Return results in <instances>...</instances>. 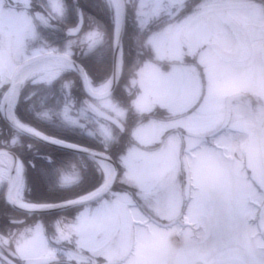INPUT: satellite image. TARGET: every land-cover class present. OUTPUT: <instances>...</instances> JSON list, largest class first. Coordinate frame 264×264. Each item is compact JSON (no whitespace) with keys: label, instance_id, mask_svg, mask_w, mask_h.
<instances>
[{"label":"flooded vegetation","instance_id":"af4514ba","mask_svg":"<svg viewBox=\"0 0 264 264\" xmlns=\"http://www.w3.org/2000/svg\"><path fill=\"white\" fill-rule=\"evenodd\" d=\"M56 2L61 10L59 15L52 8ZM124 2L125 31L139 35V45L133 34L130 44L137 48L134 54L136 63L128 72L122 96L110 102L123 108L124 132L130 141H134L131 134L136 123L150 120L159 126L156 154L165 146L167 137L172 139L170 151L173 148V158L167 161L158 157L157 162L153 160L150 165L153 171L166 166L171 170L169 181L175 195L170 198V203L161 205H170L171 208L154 211L143 203V195L150 194L140 193L134 204L120 211L125 218L121 219L118 229L116 225L120 219L117 218V224L112 225L114 214L107 207L101 225L94 213L89 227L73 230V223L82 221L81 213L77 214L80 209L23 213L6 202L5 189L3 209H0V264H174L182 259L186 264H264V165L261 151V132H264V0ZM65 10L64 0H0V151L15 154L17 167H22L21 162L12 149L23 135L5 119L10 105L9 102L6 105L7 96L25 62L50 53L68 55L61 52L60 47L73 40V30L81 18L84 27L85 18L79 10L77 22L74 18L70 23L66 21ZM132 16L138 22L139 32ZM34 27L39 35H35ZM153 42H160V46ZM154 71L158 77L151 75ZM170 74L174 90L171 102L169 97L159 96L165 94L162 79ZM35 79L37 77L27 80L36 84ZM137 99L139 103L135 107ZM101 101L96 105L100 106ZM146 105L152 109H144ZM236 139L241 143L238 144ZM141 149L146 152L152 147ZM209 149L226 152L224 156L228 162L252 187L244 213L238 214L239 225L235 227L239 235L236 234V248L231 251L226 250L217 237L210 240L209 227L205 230L202 222L191 217L195 212H203V218L209 217L208 186L204 182L208 179L205 172L209 163L203 160L204 154L209 155ZM201 152L204 154L198 157ZM144 168L146 166L140 164L135 167L136 170ZM144 178L146 183L141 181L138 186L145 187L157 180V176L153 180ZM123 182L118 183L117 177L113 188L122 184V189H126L129 180ZM155 186L156 196L159 192L169 191L167 184ZM108 204L112 206V202ZM154 231L173 234L170 242L176 248L172 249L174 257H162V248L168 247L162 241L154 244L148 241L149 246H141L144 232L152 234ZM176 234L185 237V241ZM24 239L29 243L26 254L31 257L19 255ZM199 245L202 256L194 258L192 254L199 251ZM143 252H147L148 257L143 256Z\"/></svg>","mask_w":264,"mask_h":264},{"label":"trees","instance_id":"16d2710c","mask_svg":"<svg viewBox=\"0 0 264 264\" xmlns=\"http://www.w3.org/2000/svg\"><path fill=\"white\" fill-rule=\"evenodd\" d=\"M64 4L65 18L70 23L74 18V22H77L79 10L83 12L85 26L81 36L93 28L102 34V41L92 50L77 45L71 46L69 43L60 47L61 52L73 56L83 66L91 87L98 88L107 81L112 72V48L116 25L114 6L110 0H64ZM131 36L133 34L128 31L123 35L122 72L111 96L115 101L122 96L128 72L131 68L133 70L136 63L134 54L137 48L131 47ZM80 37L73 38L75 44ZM80 110L88 117L79 118ZM110 113L115 115L113 112ZM15 114L21 123L52 138L110 155L117 167L120 166V156L129 146L130 140L126 133L121 134L89 109L81 80L73 72L63 74L51 85L32 84L26 80L21 87ZM92 118L96 119V123ZM98 122L109 125L117 132V143L109 145L108 141L97 133ZM12 150L17 152L22 166L24 186L22 199L25 202L66 203L90 195L105 182L101 166L89 157L23 136H20V141ZM3 192L1 187L0 209H3ZM83 207L85 205L73 209Z\"/></svg>","mask_w":264,"mask_h":264},{"label":"rangeland","instance_id":"374dc122","mask_svg":"<svg viewBox=\"0 0 264 264\" xmlns=\"http://www.w3.org/2000/svg\"><path fill=\"white\" fill-rule=\"evenodd\" d=\"M52 8L56 12V14L58 15L60 14L61 10L57 2L56 4L52 5ZM115 8H116L115 30H117L118 20H119L118 18L119 11H118L116 4H115ZM132 19L134 20L136 27H137V24H138L137 20L134 18V16H132ZM34 29L37 32V34L35 35H39L37 27H34ZM137 30H138L137 32H139V25L137 27ZM133 34L136 36V39L139 45V35H137L136 33H133ZM101 41H102V34L97 29L93 28L92 31L88 30L85 34H83L79 38V41L76 44H75V41H71L70 44L71 46L77 45L80 48L85 47L86 50H92ZM153 43L155 45L160 46V42H153ZM154 48L155 50H157L156 49L157 47L154 46ZM137 60H138L137 64H139V59ZM43 74L44 73L42 72L33 73L31 75H28L26 79H30L31 77H37V79H35V82L37 83L40 82L42 84H50V82H45L41 80L40 78H38V76L42 77ZM60 74H63V73H60ZM151 75L153 77L155 75L156 77L159 76V74L155 71L152 72ZM171 77L172 75L170 74L166 78L162 79L161 86H162V91H164L165 94H163L164 96L159 95L160 97H169L170 99V100L168 99L169 102H171V97L173 96V91H174ZM161 78L162 76L160 74V79ZM138 82H140V79ZM101 87H103V85ZM159 88L161 87H158V89ZM110 101H113L111 97L108 98L107 100L105 99L101 101L99 104L100 105L99 107L105 110H109L110 112H113L117 117H119L120 120H122V118L124 117L123 108L117 105L116 102H110ZM138 103H139V100L137 99L134 102V106L138 107ZM144 109L151 110L152 106L146 105ZM137 114L138 116H140L141 115L140 111H137ZM78 117L83 119V118H87L88 115L84 111L80 110V114ZM92 119L96 123V119L95 118H92ZM135 126L136 127L134 130V133L132 132L131 134L132 135L131 139L133 138L132 140L134 141L129 142V146L126 147L124 153L122 154V156H120L119 158L120 166H118V176H117L118 183H124L123 181L125 179H128L129 184L124 187L126 189H122V184H117V186H115L116 188H113L114 190H111L109 192L108 197L106 199L103 198L102 200L96 202V204L94 203L92 205L90 204L85 205V207L78 210L77 214L79 215V213H81L80 216L82 217V221L74 222L73 223L74 228H72L73 230L76 228H80L83 230L85 227H89L91 225V219H90L91 214H94V213L96 214L95 215L96 218H98V224L101 225L102 222L105 221V215H106L105 211L107 210V207H109V209H111L110 211H113V214H114V217H113L114 223H112V225L115 226L117 224L116 219L117 218L120 219L119 223L116 225L117 227L116 229H118L121 224V219L125 218V216H122L120 214V211L122 209H125V207H128L131 204H134V201L137 199L136 196L138 197L141 196L140 193L144 194L148 192L150 194L149 196L145 194L143 195L145 196V198L142 197L143 203L148 208L154 211H158V210L163 211V208H166V207L168 209L171 208L170 205H167L166 207L161 206V205L170 203V198H172L175 195L174 189L172 188L171 183L169 181L170 175H171V170L168 168L169 166H166L163 168H157V171L156 170L153 171L154 168H150V167L152 166L151 164L153 160L157 162L158 157H161L167 161H170V159L173 158V155L171 156V152L173 151V148L170 151V143L172 142V139L170 137H167V140H166L167 142L165 146H163L160 153L156 154L155 144L159 139L158 138L159 136H157V134H159V132H157V128H159V126L153 120L145 121L142 123L137 122ZM96 131L105 140L108 141L109 145H113L118 142L117 132L114 131L113 128L110 127L109 125L98 122V127H96ZM240 138L242 137L240 136ZM236 140L238 144L241 143V140L240 141H238L239 139H236ZM14 142L15 140H12V143ZM144 147L146 148L152 147V150H149L151 152L149 151L145 152L143 149H141ZM203 154L204 153L201 152L200 155H197V156L200 157ZM225 154L226 152L221 153L219 151H214L212 149H209V155L204 154L203 160L209 163L208 171L205 172L208 179L204 178L206 179L204 180V182H206L208 186L207 196H208V201H209L210 213H209V217L207 218L201 217L203 215V212L201 213L195 212L193 213L191 217L193 218V220L196 219L202 222L204 224L205 230H207V228L209 227L210 240H214L217 237V240H220L224 243V245L226 246L225 249L231 251L236 248L235 241H236L237 235H239L236 233V227H235L239 225L238 223L239 215L238 214L241 211H243L244 213V210L246 209V199H247V196L252 192V187L247 182L245 177L238 175V171L235 169V166H232L228 162V158L224 156ZM240 155L242 156L243 153H240ZM145 160L151 161L150 164L144 163ZM139 164L140 166H146V168L142 170H136L135 167H138ZM102 170L106 178L107 173L103 167H102ZM142 173H145L144 177H147V179H149L148 177H150L151 180H153V178L157 176V180L147 183L145 187L143 186L142 188V185L138 186L140 182L142 181V183L143 182L146 183L147 181L145 180L146 178L142 176ZM8 174H9V169H7V167H5L4 165L0 164V186L3 185L2 186L3 190H5L7 187L6 181H8L7 180ZM160 176H163L165 178L164 181H161L159 179ZM200 176H203V174H200ZM163 184H167L169 186V191L159 192V194L156 196L155 194L157 190L156 189L153 190V187L156 185L155 188H157L158 186H161ZM130 185H131V189L129 190ZM118 187H120V189H117ZM132 188H135L136 190ZM23 189H24V186H23L22 177H21L20 189L16 196V198L19 200L23 198V191H24ZM212 194H214V196ZM111 202H112V206H109L108 203H111ZM206 202L207 200L203 201L204 205L206 204ZM198 207L200 208V206ZM84 218L86 219L84 220ZM99 228L101 227L99 226ZM160 234H161V238H158V235ZM160 234L156 233L155 231L152 234L144 232L143 237L141 238V246L142 247L143 245L149 246L150 244L148 241H152L150 242L151 244H154L155 242L157 243L158 241H162V244L166 243V245L168 246L167 248H162V257L163 258L174 257V255L172 254V249L174 248V250H176V248L170 242L172 240L171 237L173 234L165 233V232L160 233ZM221 234L225 236H222ZM178 238L182 240L183 242L185 241V237L183 236H178ZM27 243H28L27 239H24L22 241L21 249L23 250H20V254H19L22 258H27L28 254L26 253H28V248H29V243L28 244ZM188 246L192 247L193 245L190 244ZM199 247H200L199 251L197 253L192 254L194 258L202 256L201 246L199 245ZM210 249H212V247ZM205 250L208 251L209 248ZM142 255L145 257H148L147 252H143ZM210 255L214 257L213 253H210ZM28 256L31 257V255H28ZM174 264H186V261L185 259H182L180 261H175Z\"/></svg>","mask_w":264,"mask_h":264},{"label":"water","instance_id":"95a60500","mask_svg":"<svg viewBox=\"0 0 264 264\" xmlns=\"http://www.w3.org/2000/svg\"><path fill=\"white\" fill-rule=\"evenodd\" d=\"M119 4H120V10H121V17H120V31L117 35L116 41H115V45H114V50H113V73H112V79H111V86L109 88V90L105 93V94H100L98 91L92 89L89 86L88 83V79H87V75L85 73V71L83 70V68L76 62L74 61L72 58H70L67 55L64 54H47L45 56H40L37 58H33L27 62L24 63V65L20 66L19 70H22V68L34 61L40 60V59H44V58H50V57H60L63 58L67 61H69L72 66L74 71L77 73V75L80 77L81 82H82V87L84 89V92L86 93V95L90 98V102H89V107L90 109L101 119L109 122L110 124H112L113 126H115L117 129L120 130V132H124L125 128L123 126V124L114 116L108 114L107 112H104L103 110H101L93 101H100V100H104L107 99L108 97H110L117 85L118 82V75H119V67H118V63H119V59H120V54H121V46H122V36H123V31H124V19H125V3L124 0H119ZM82 18L80 19L79 24L77 25V27L73 30V35H78L81 28H82ZM236 59L238 60L237 56H235ZM13 86L10 88V92L7 96V100H6V105L7 103L10 101V98H12L13 96ZM6 121L8 122V124L17 131V133L29 137L33 140L45 143L47 145L53 146V147H57L60 148L62 150H66L72 153H76L79 155H83L86 157L91 158L92 160L101 163V161H106L111 169L112 172L111 174L108 176V179L106 180L105 184L96 192H94L93 194H95L94 196H92L93 194L89 195L91 196L89 198V196L84 197L82 199H79L77 201L74 202H68V203H64V204H56V205H40L43 206L45 208L39 209V210H26L24 208H21L17 205V202L15 201L14 197H13V191H14V186H15V177H16V171H17V166H18V158L15 154L2 150L0 151V155L5 154L7 155L12 161H13V166L12 168H10V172H9V182L7 184V189H6V202L8 204H10L14 209L23 212V213H27V214H35V213H57V212H63V211H68L71 210L75 207H80L86 204H90L93 203L95 201L100 200L101 198H103L106 194L109 193V191L113 188L115 181L117 179L118 176V169L117 166L115 165L113 159L110 157V155L106 154V153H102V152H97V151H93V150H89L86 148H81L79 146L73 147L72 144L69 143H63L61 141L49 138V137H45L43 138L42 136H39V133H36L34 131L31 130H25V128H23V126H21L20 124H18L15 120H11L9 117H5ZM261 151H262V159H263V165H264V132H261Z\"/></svg>","mask_w":264,"mask_h":264},{"label":"bare ground","instance_id":"6f19581e","mask_svg":"<svg viewBox=\"0 0 264 264\" xmlns=\"http://www.w3.org/2000/svg\"><path fill=\"white\" fill-rule=\"evenodd\" d=\"M113 1L115 2V4L117 5V8H118V0H113ZM118 10H119V8H118ZM119 64H120V60H119ZM72 69H73L72 64L69 61H67L63 58H60V57L40 59V60H37L35 62H32L31 64L25 66L22 69V71L20 72V74L17 78V85L19 82H21L22 79H24L29 74H33L36 72H42L44 74L42 75L41 79L45 82H51L60 73H63L64 71L72 70ZM110 86H111V83H108V84L104 85L101 89H99L98 92L100 94H105L109 90ZM14 101L15 100L12 101L10 108H9V116L11 118H13L12 109H13ZM25 130H28V129H25ZM39 136L46 138L42 134H39ZM73 147H76V146L73 145ZM0 164H3L5 167H7V169L10 170V168H12V166H13V161L8 156L3 154L0 156ZM101 164H102L103 168L105 169L107 175L109 176L112 172L110 165L106 161H101ZM7 180H8V178H7ZM20 183H21L20 168L17 167L16 177H15V186H14V191H13V197H15L17 205L21 208L26 209V210H39V209L45 208V207L40 206V205H32V204H28V203H25V202L18 200L16 198V196H17L18 191L20 189ZM95 194H97V193H95ZM95 194H93L92 196H94ZM90 197L91 196H89V198Z\"/></svg>","mask_w":264,"mask_h":264},{"label":"snow or ice","instance_id":"6c2138e0","mask_svg":"<svg viewBox=\"0 0 264 264\" xmlns=\"http://www.w3.org/2000/svg\"><path fill=\"white\" fill-rule=\"evenodd\" d=\"M159 179H160L161 181H164L165 178H164L163 176H160ZM142 188H143V185H142Z\"/></svg>","mask_w":264,"mask_h":264}]
</instances>
